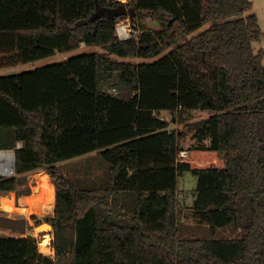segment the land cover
Here are the masks:
<instances>
[{
  "label": "trees",
  "instance_id": "1",
  "mask_svg": "<svg viewBox=\"0 0 264 264\" xmlns=\"http://www.w3.org/2000/svg\"><path fill=\"white\" fill-rule=\"evenodd\" d=\"M108 0H0V69L101 46L66 61L0 77V151L15 176L0 193L46 170L56 186L55 258L73 264H264V50L250 0H132L137 19L164 26L121 40ZM210 24L204 31L200 29ZM190 123L197 144L159 113ZM21 144L20 148H18ZM100 150L104 187L79 189L59 163ZM187 151L186 156H181ZM198 176L194 218L209 237L180 235L178 180ZM1 196L6 200L8 196ZM241 227L235 238L217 231ZM75 233V239L67 236ZM34 236V235H33ZM33 237H0V264H56Z\"/></svg>",
  "mask_w": 264,
  "mask_h": 264
},
{
  "label": "rangeland",
  "instance_id": "2",
  "mask_svg": "<svg viewBox=\"0 0 264 264\" xmlns=\"http://www.w3.org/2000/svg\"><path fill=\"white\" fill-rule=\"evenodd\" d=\"M250 1L253 3V8L251 11L245 13V16L249 14H256L259 19V24L263 32V37L261 41L254 43L255 53H258L260 50H264V0H250ZM128 3L126 5H128ZM126 7L128 10L132 9V7L130 6H126ZM120 24L127 25V27L131 28L132 30L131 37L138 36L144 31L157 32L164 28L162 24L152 19L151 17L137 19L135 13L133 19H131L130 12L119 20L118 25ZM209 26L210 24L206 25L204 28L200 29L197 33L204 31ZM170 50L171 49L165 51L161 56L153 60L142 59V58H122L107 53L104 50V48L101 46H86L85 44L82 43L78 49L71 52L57 53L54 56L40 59L28 64L0 69V77L19 74L26 71H31L41 67L49 66L55 63L63 62L70 57L87 52H94V51L105 52L109 57L118 61L141 63V62L155 61L163 57L164 55L168 54ZM213 113L214 112H211L209 110H202V109L195 111H188L182 114V119H183L182 123L178 121L177 117L174 118V116L171 115L169 112H163L161 113L160 116L163 118L171 119V123H172L171 130L180 132L183 135L180 140V144L184 150L185 149L187 150L189 147L198 143L196 138L194 137L195 131L191 130L189 127L190 123L198 121L203 118H207ZM7 152H15V151L8 150ZM100 152H101L100 150H97L73 159L62 161L61 163L58 164L59 169L64 176H66L70 181L74 182L76 186L81 190L93 189L95 187H104L107 185L110 171H109V165L104 161V159L100 155ZM42 175H47L51 183L54 185L55 207H56L57 189L51 177L46 172V170H37L26 174L25 184L23 186H20L18 190L24 193L25 190L30 189L31 194L36 193V195H38L39 193L38 191H40V188H38L39 178ZM13 176H15V173L9 176H0V178H11ZM197 184H198V176H196L192 172H186L183 175V177H180L178 180V197H179V206H180V214H179L180 235L185 239L209 237L211 234L209 227L207 225L199 224L198 221L194 218L192 212V207L196 199ZM13 193L17 197V203L15 205L16 209L11 210V212H9L0 206V214H3L4 212H8L12 216L25 217L27 218L29 224H33L35 225V227L44 223H49L48 218L54 217L55 209L51 213L42 214V215H35L29 213L26 210L27 208L26 199L29 195L23 194L24 195L23 196V195H19L21 193H17V192H13ZM0 195L9 196L10 193L7 195L0 193ZM19 197H22L21 200ZM8 199L9 197H7L6 200ZM47 233L48 234L51 233L52 235L51 244H50L51 253L50 254L44 253L41 249V246H39V250L40 252L48 255L49 257L55 258V250L53 248V242L55 240L54 230L50 231L48 228H42L40 233L37 231V235L33 233L34 235L33 238H35L38 242V245H40L41 239ZM242 233H243V229L239 227L237 229L228 228V229L218 230L216 235L222 238H235L241 236ZM28 234L29 232L23 235L19 232H13L7 229L0 228V237H28ZM66 235L70 236L72 239H75V233L72 231H67ZM73 259H74L73 252L67 253L58 259L55 258L56 264H73Z\"/></svg>",
  "mask_w": 264,
  "mask_h": 264
},
{
  "label": "bare ground",
  "instance_id": "3",
  "mask_svg": "<svg viewBox=\"0 0 264 264\" xmlns=\"http://www.w3.org/2000/svg\"><path fill=\"white\" fill-rule=\"evenodd\" d=\"M14 173V153L7 151H0V176H9ZM40 191H38V195L36 193H32L26 199L27 208L26 210L35 215L48 214L53 212L55 209V188L51 183L49 177L47 175H42L39 178ZM8 200L0 199V206L7 211L15 210L16 206L14 205V193H10ZM42 228L51 229L50 226H43ZM37 235V231L33 232ZM40 236V235H38ZM38 238V237H37ZM51 239L52 235L45 234L40 241L41 249L43 252L50 254L51 253Z\"/></svg>",
  "mask_w": 264,
  "mask_h": 264
},
{
  "label": "water",
  "instance_id": "4",
  "mask_svg": "<svg viewBox=\"0 0 264 264\" xmlns=\"http://www.w3.org/2000/svg\"><path fill=\"white\" fill-rule=\"evenodd\" d=\"M129 12H130L131 19H133L134 14L136 13V10L134 8H132L131 10H128L126 6L120 5L115 10V14H117L121 17H124ZM20 146L21 145H19L18 148H20ZM13 153H14V173H15L16 154H15V152H13ZM45 225L51 227L50 231L54 230L53 225H51L50 223H44V224H41V225L35 227V225H33V224H28V220L25 217L15 218V217H11V216L0 215V228L7 229V230H10L13 232H19L23 235L26 234L27 232H29L28 237H34L33 232L35 230L40 233L42 227Z\"/></svg>",
  "mask_w": 264,
  "mask_h": 264
},
{
  "label": "built area",
  "instance_id": "5",
  "mask_svg": "<svg viewBox=\"0 0 264 264\" xmlns=\"http://www.w3.org/2000/svg\"><path fill=\"white\" fill-rule=\"evenodd\" d=\"M108 1L117 2V4H123L125 6L129 1H132V0H108ZM131 33H132V30H131V28L127 27V25H124V24L117 25V36L119 39L125 40V39L130 38ZM180 155L186 156L187 151H182ZM46 254H44V255H46ZM46 256H48V255H46Z\"/></svg>",
  "mask_w": 264,
  "mask_h": 264
},
{
  "label": "crops",
  "instance_id": "6",
  "mask_svg": "<svg viewBox=\"0 0 264 264\" xmlns=\"http://www.w3.org/2000/svg\"><path fill=\"white\" fill-rule=\"evenodd\" d=\"M263 62H264V59H263ZM161 113H163V112H161ZM161 113H159V115H161ZM171 114V113H170ZM172 115V114H171ZM161 117V116H160ZM163 118V117H162ZM166 120H168L169 121V123H170V125H169V130H171L172 128H171V119H167V118H165ZM19 145H21V144H19ZM186 150V149H185ZM188 150V149H187ZM24 196V195H23ZM8 197H10V196H8ZM20 198V200H21V198L22 197H19ZM0 199H1V196H0ZM16 203H17V197L14 195V205H16Z\"/></svg>",
  "mask_w": 264,
  "mask_h": 264
},
{
  "label": "flooded vegetation",
  "instance_id": "7",
  "mask_svg": "<svg viewBox=\"0 0 264 264\" xmlns=\"http://www.w3.org/2000/svg\"><path fill=\"white\" fill-rule=\"evenodd\" d=\"M11 212V211H9ZM0 215H3V216H11V217H15V218H19V217H16V216H12L11 214H9L8 212H4L3 214H0ZM22 218V217H21ZM29 224V222H28Z\"/></svg>",
  "mask_w": 264,
  "mask_h": 264
}]
</instances>
